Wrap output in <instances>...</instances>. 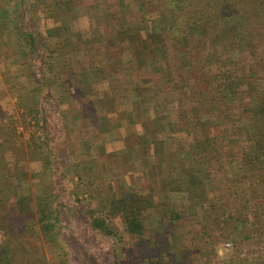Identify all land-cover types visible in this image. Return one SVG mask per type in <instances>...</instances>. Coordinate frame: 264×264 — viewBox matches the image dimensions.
<instances>
[{
    "label": "trees",
    "instance_id": "1",
    "mask_svg": "<svg viewBox=\"0 0 264 264\" xmlns=\"http://www.w3.org/2000/svg\"><path fill=\"white\" fill-rule=\"evenodd\" d=\"M130 1L134 7L125 3L127 9L119 13L111 6L113 24L94 36L91 26L80 28L72 0H0V43L4 33H13L8 38L18 60L31 59L41 42L34 30L39 6L45 19L53 11L49 3L65 16L59 43L41 60L47 74L33 87V100L26 104L27 96L18 98L21 115L39 128L37 94L62 85V69L52 67L57 61L66 59L77 74L78 95H89L97 82L93 74L116 51L117 61L108 63L110 77L119 83L114 116L149 112L153 127L140 128L141 144L152 137L153 143L185 148L179 150L178 170L168 173L165 197L149 216L143 197L126 191L102 204L104 214L89 210L91 229L112 241L115 264H188L187 254L176 259L171 250L154 252L160 244L155 240L194 236L196 243L230 242L236 249L253 238L246 235L247 222L255 235L264 231V0ZM23 13L32 30L20 27ZM94 41L100 43L102 61H90ZM178 50L187 53L178 56ZM15 121L0 119V264H41L40 258H24L31 253L42 258L45 251L57 259L52 264H69L60 240L58 199L46 183L47 168L41 167L43 142L35 131L24 154L6 146L16 138ZM36 185L41 187L32 192ZM32 234L40 238L35 248L28 243ZM125 238L146 251L122 258Z\"/></svg>",
    "mask_w": 264,
    "mask_h": 264
},
{
    "label": "rangeland",
    "instance_id": "2",
    "mask_svg": "<svg viewBox=\"0 0 264 264\" xmlns=\"http://www.w3.org/2000/svg\"><path fill=\"white\" fill-rule=\"evenodd\" d=\"M72 1L77 6V9L73 11V16L81 17L80 28L91 26V32L94 36H98V31L108 32L109 25L113 24V20L109 19V17H112L111 6L114 7L115 11L117 8L119 13V9L120 11L127 9L125 8V3L132 4L130 0ZM51 4L49 3L50 8L53 9V11H50L51 19H45L41 6H39L38 15L35 16L34 30L40 33L41 42L31 59L30 57H25L24 60H18V56L16 57L17 53L14 54L12 52L8 37H14L13 33L9 32L11 34L9 36L4 33L3 37L7 38H4V41L0 43V119L4 122L10 117L16 120L13 124V127H16V138L13 142H8L6 146H15L18 154H24L27 151L29 136L35 131L37 132V137L43 142V151L39 152V156L43 153L41 158L44 166L41 167L47 168L45 169L47 171L46 183L52 187V192L58 199L57 208L61 214L60 240L63 249L67 252L69 264H115L112 241L91 229L88 212L91 209L95 211L96 215H102L104 212L100 207L105 201L117 199L126 191L137 192L135 188L137 184L131 180L127 173H129V168L134 166L128 157L136 159L138 154L135 151H130L129 155H126L125 150H123L126 146H119L117 142L113 141L110 146L106 147L105 151L107 153L111 152V154H118V158L110 159L107 157L105 160V157L92 158L88 156L90 154L87 150L82 153L80 146H77V144L76 146H70L69 144L74 141L72 135L74 129L71 130L72 124L77 121L78 126L86 125L83 130L86 131L88 128V131H96V123L99 119L94 115L90 118V107L86 110H81L80 107L87 102L88 98H91L89 102L96 101L100 91L94 88L95 90H89V95L82 93L79 96L73 86L74 84L80 86V82L76 79L77 74L73 73L65 59V61H57L52 66L62 69L63 81L61 87L55 91V89L48 86L37 94L39 128L35 126L29 117H22L21 113L23 110L18 106V98L19 96L21 97V94L24 95L23 98L27 96L26 101H24L26 104L33 100L31 97L33 95V87L37 86L42 74L46 72L41 60L44 56H47V48L49 46L54 47L59 43L57 38L62 34L60 30L66 25L65 16L54 10L55 6H51ZM131 6L134 7L133 4ZM31 26L28 14L23 13V18L20 19V27L29 31L32 30ZM99 44L98 42H93V49L90 52L92 59L90 61L103 60L102 53L99 52ZM178 51V56L187 53L183 50ZM109 55L104 60L112 64L117 59L118 53L112 51V56ZM112 58H114L113 61ZM108 63L104 66H99V74L96 72L93 74L94 77L109 78L111 76V66ZM48 66H51V64L48 63ZM29 70H32V72L29 73L28 77L15 78L19 74L26 71L29 72ZM48 77H50V74ZM165 91H167L166 88ZM84 116L88 117L84 118ZM79 117L81 118L80 120L78 119ZM24 118L25 120H23ZM105 129H107L106 125ZM78 132L80 131H77L76 134ZM79 137L82 136L80 135ZM91 138L95 137L92 135ZM138 152L140 158H143V151ZM45 157L48 158L46 159ZM183 162L185 163V161ZM79 177L82 178V181L78 179ZM35 181H38L37 177ZM36 186L32 192H36L41 187ZM149 201H151L153 209L158 206V198L154 197ZM151 213L148 212L145 217ZM263 220L264 218L261 219V221ZM246 227L248 228L246 235L253 238L249 241L241 242V245H238L236 249H231L233 245L230 242L220 241L215 245L196 243L195 237L192 236L180 239L178 242L172 240L165 242L162 240L163 243L155 240L154 243L160 242V246L158 245V250H154V252L165 254L167 250H171V254L176 259L184 258V255L187 254L189 255L188 264H264V231L255 235L253 227L249 226L248 222ZM124 241V247L120 251L123 254L122 258L130 259L129 255L132 254V257H136V254L139 255L142 251H146L145 248L137 249L136 246H132L129 243V238H125ZM28 243L35 248L40 244V238L32 234ZM226 244H230L229 247H226ZM203 250L205 251L203 252ZM199 251L202 252L199 253ZM33 258H40L42 260L41 264L57 262V259L47 251L44 252L42 258L40 256L37 257L35 253H31L29 257L24 258V261H33ZM129 259H126V261Z\"/></svg>",
    "mask_w": 264,
    "mask_h": 264
},
{
    "label": "crops",
    "instance_id": "3",
    "mask_svg": "<svg viewBox=\"0 0 264 264\" xmlns=\"http://www.w3.org/2000/svg\"><path fill=\"white\" fill-rule=\"evenodd\" d=\"M95 79L97 80V83L94 85L93 90L97 89L100 93L94 102H89V99L91 98H88L87 96V102L82 104L80 109L86 110L90 107V118L94 115L99 119L96 123L97 129L95 132L88 131V128L85 131L83 129L86 128V125L82 124L81 126H78V121L73 123L71 130L74 129V132L72 133L74 141L69 144L70 146H76V144L77 146H80L79 148L82 153L87 150L90 154L88 156H91L92 158L105 157L106 160L108 157L114 159L118 158V154H111V152L107 153L105 151L106 147L110 146L112 143L110 141V136H112V141L117 142L119 146H126L125 149H123L125 150L126 155H129L130 151H135L138 154V158L133 159L128 157L129 161L132 162L134 166L131 167L132 169L129 168V173L127 174H129L131 180L137 184V187H135L137 192L135 193L134 191L133 193L137 197H143L147 208L149 207L148 212L151 213L154 209L149 200L154 197L158 198V200H162V198L165 197L164 194H166V190H168L167 184H169L167 183L169 180L168 173L170 171L178 170L179 150L184 149L185 146H165L162 141H154L155 143H153L152 137L149 139V144H141L142 141L140 142L138 140L140 128L145 132L151 130L153 127V122L151 120H153L154 115L149 112H134L133 116L129 119L126 117V114L114 116L112 113V104H115V101H113L114 96L116 95L115 88L117 89L119 83L112 77L106 79L93 77L92 81ZM103 108L108 112L106 117ZM86 117L88 116H84V118ZM78 119L80 120L81 118L79 117ZM105 125L107 126V129H105ZM77 131L80 132L76 134ZM113 134H115L114 138L116 140L113 139ZM80 135L82 137H79ZM92 135L95 138H91ZM119 136L121 139H119ZM104 141L105 143L108 142V144H103V146L101 143H104ZM141 150L144 154L143 158H140L139 156L138 151Z\"/></svg>",
    "mask_w": 264,
    "mask_h": 264
},
{
    "label": "built area",
    "instance_id": "4",
    "mask_svg": "<svg viewBox=\"0 0 264 264\" xmlns=\"http://www.w3.org/2000/svg\"><path fill=\"white\" fill-rule=\"evenodd\" d=\"M230 244H226V247H229Z\"/></svg>",
    "mask_w": 264,
    "mask_h": 264
}]
</instances>
